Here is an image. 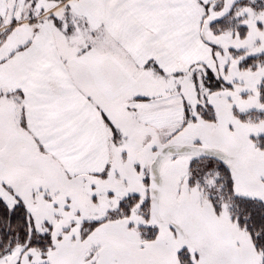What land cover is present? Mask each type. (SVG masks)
Listing matches in <instances>:
<instances>
[{
	"label": "snow or ice",
	"instance_id": "6c2138e0",
	"mask_svg": "<svg viewBox=\"0 0 264 264\" xmlns=\"http://www.w3.org/2000/svg\"><path fill=\"white\" fill-rule=\"evenodd\" d=\"M0 264H264V0H0Z\"/></svg>",
	"mask_w": 264,
	"mask_h": 264
}]
</instances>
